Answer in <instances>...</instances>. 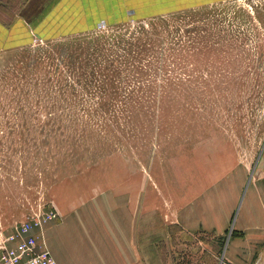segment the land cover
Segmentation results:
<instances>
[{"label": "rangeland", "instance_id": "1", "mask_svg": "<svg viewBox=\"0 0 264 264\" xmlns=\"http://www.w3.org/2000/svg\"><path fill=\"white\" fill-rule=\"evenodd\" d=\"M165 1L0 51V246L26 221L47 243L67 210L104 235L124 207L163 262L223 264L228 234L170 219L240 168L264 174V0Z\"/></svg>", "mask_w": 264, "mask_h": 264}, {"label": "crops", "instance_id": "2", "mask_svg": "<svg viewBox=\"0 0 264 264\" xmlns=\"http://www.w3.org/2000/svg\"><path fill=\"white\" fill-rule=\"evenodd\" d=\"M160 1L0 0V51L27 46L36 38L122 23L131 14L146 16L158 9ZM188 1L166 0L163 7L190 5ZM245 175L240 168L218 186L199 190L170 219L181 233L213 236L216 243L228 234L223 264H258L264 258V174L251 183ZM107 213L104 235L94 227L93 218L71 210L62 211L61 220L47 226V246L59 264H169L163 262L156 243L143 250L136 220L127 209L109 208Z\"/></svg>", "mask_w": 264, "mask_h": 264}, {"label": "built area", "instance_id": "3", "mask_svg": "<svg viewBox=\"0 0 264 264\" xmlns=\"http://www.w3.org/2000/svg\"><path fill=\"white\" fill-rule=\"evenodd\" d=\"M105 26L100 24L98 27ZM57 217L52 213L50 220ZM34 222L26 221L1 240L0 264H59L44 238L34 231ZM40 223V222H39Z\"/></svg>", "mask_w": 264, "mask_h": 264}]
</instances>
